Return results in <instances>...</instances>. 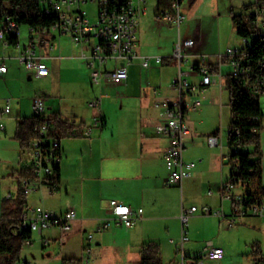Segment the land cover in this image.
<instances>
[{
  "label": "crops",
  "instance_id": "crops-1",
  "mask_svg": "<svg viewBox=\"0 0 264 264\" xmlns=\"http://www.w3.org/2000/svg\"><path fill=\"white\" fill-rule=\"evenodd\" d=\"M157 1L158 0H156L154 11L150 13L151 9L148 5V0H146L147 9L145 13L138 18L137 38L138 34L143 33L145 29H147V31L145 35H143V52L141 49L138 50V46L136 45L137 52L140 55L154 54L164 57V61L161 65L162 68H168L171 71L169 87L172 89L170 85L171 81L177 75V65L175 60L171 57L174 43L178 35L182 38L195 39L196 44L189 52V57L194 58V60L190 63H188V60L186 64L183 65V69H189L191 64L198 62L199 55H205L207 62L216 66V71L219 75L216 84L209 86L202 93L194 92L187 94L185 96V101L194 102L196 99L200 100L201 105L195 109V111L200 110L201 116L214 107L221 108L223 105V91L226 90V77L229 75V66L223 64L220 66V69H218L216 63L218 62L219 54H224L225 51L223 52V50L220 49L219 44L216 46L204 38L203 30L201 29L203 17H201V13H198V9L193 10L189 15L191 20H196L197 22V27H195L191 36L187 35L183 37L180 27L178 30L173 25H165L160 22L163 27L174 29L175 32L169 34L170 31L167 30L164 43L159 42L156 45L145 43L144 41L149 38L148 30H150V28L147 27L149 26L148 23L156 22L155 13L158 6ZM201 1L202 0H199L200 3ZM217 1L218 0H216V2ZM219 16L220 14L215 11L212 14V17L216 19H219ZM52 43H54V49L47 52V65L48 62L60 58L65 60L75 59L79 62L81 69L87 72L86 75H89V68L79 58V47L72 44L68 35H59L58 40L52 37ZM68 47L72 48V51H70ZM7 49H11L9 50L11 51L9 54L4 53ZM149 51H151V54H145ZM18 52L19 49L17 47H11L9 45L1 47L0 65L3 63L5 64V60L8 59L17 62L16 55ZM130 66H138L140 70L145 73L140 67L139 60L134 59L128 66V78L126 81L129 80ZM155 66L156 65H153L152 67ZM147 71V75L150 74ZM132 72L131 74L134 75L135 72ZM12 74L13 71L9 72L8 68L6 72H0V84L8 85L14 78ZM49 76L50 68L48 76L41 78L45 80L48 79ZM27 77L28 79H37L29 72ZM188 79L194 84L199 83V77L194 73H190ZM126 81L120 85H106L116 87L124 86L127 89L128 84ZM154 89L157 90L156 93H154ZM11 92L15 95L12 99L7 97L10 100V105L13 100L11 113L8 115L9 118L6 119L5 125L3 124L4 128L0 129V213L1 201L6 198L13 199L16 196L19 186L17 175L20 167L23 164H29V160H26L22 156L23 152L19 148L17 140L14 138V132L18 119L31 116L32 99L35 96H41L44 98L45 102L48 103L49 108H52L51 105L53 104L56 105L57 108L53 107L55 113L61 115L63 119L73 122L75 126L80 122H84L82 129L78 130V133H80L79 135L67 136L59 139L61 159L59 162L57 192L49 193L47 190L44 189L42 191L41 189L40 191H42L43 194H41L39 198L42 199L44 204H35L43 206L46 204L44 207L56 214H63L68 210H74L76 213V219L73 222L71 231L63 233L58 227L53 226L43 230L41 235L37 234L36 241L41 244L40 246H48L50 243L49 241L52 239L60 240V247L57 252H47V264H61L62 260L65 258L77 259L80 261V264H82L81 261L84 256L83 248L86 245H90L92 250L91 243L100 245L99 240L95 238V236V240L88 241L86 239L87 235L84 233L87 232L88 234L91 230L96 231L100 221L104 217L109 216L108 203L111 199L123 201L133 208H142L141 217L132 227L128 228V232L132 234V243L139 247V249L142 244L148 241L155 242L154 239H156L157 236H153V234L158 230V225L160 223L164 221L168 222L169 220H179L180 209L184 207L182 198L180 204L173 201L171 205L167 200L170 197V193H172V196H175V192H177L176 189H174L177 186L165 184L167 171L164 165L163 155L168 147V139L165 136L157 135L154 131L155 126L163 122V118L159 115V110L155 107V103L161 100L175 99L177 93L174 90L173 94H169L160 92L158 88L152 87L150 92L152 104L142 105L140 103L137 105L139 112L136 124L130 117H125L124 115L117 116V113L120 112L116 111L114 112V115L117 116L116 119L106 121L101 118L103 124L99 126L100 128L97 127L100 131L91 136L94 132L92 131L88 138L82 135L88 123L84 121L78 111L66 110L60 106L58 107V100H50L48 96L41 93L29 94L28 97H26L18 92ZM4 95L5 94L0 93V111L4 107L5 100L7 99ZM131 99L132 98H129V100ZM25 102H28L29 107L26 106ZM120 107L121 109L124 107H127V109L130 108L123 104H121ZM28 111L30 112L29 114ZM190 111L193 112V110H189L185 115V121L189 127V134L184 139L185 149L183 151V159L193 162L194 166L191 169L192 176L183 180L182 186L178 188L181 193L184 187L187 197L200 195V197L206 198L205 201L209 206L213 207H210L212 210H222L228 218L231 215L232 203L228 199L223 198L221 193V187L228 181L231 173L223 158L226 152H220L207 143V137L218 129L214 128V126L207 127V125L204 124V120L192 118L189 114ZM12 116L15 118L10 122V117ZM4 118H6V116L3 117L1 121ZM217 135H219V130ZM209 190L211 194L207 193ZM235 191H237V189L233 192ZM204 193L207 195L206 197H204ZM238 193L237 191L234 195ZM181 194L180 196L183 197L184 194ZM9 195L10 197H8ZM28 197L29 194L27 195V202L29 205ZM192 205L193 204L190 206ZM262 207H264V205H262ZM119 227L124 226L113 222L109 229L103 231V234L114 235L118 232ZM171 239L176 241L174 238ZM43 240H46L47 244L43 245ZM34 242L33 240V244ZM155 243L159 244L161 256L163 244L162 242ZM257 255L259 254L253 256ZM26 261L31 264L28 260Z\"/></svg>",
  "mask_w": 264,
  "mask_h": 264
},
{
  "label": "built area",
  "instance_id": "built-area-1",
  "mask_svg": "<svg viewBox=\"0 0 264 264\" xmlns=\"http://www.w3.org/2000/svg\"><path fill=\"white\" fill-rule=\"evenodd\" d=\"M96 3V16L93 18L84 8L87 2ZM186 0H171L166 8L156 10V19L165 24L173 25L178 30L185 19L182 13V5ZM255 24L258 32L264 36V0L254 1ZM146 0H47L44 9L45 14L54 13L57 21L50 28L30 29L31 36L26 44H17L19 49L16 55L18 63L36 78L46 77L49 74V67L46 63L47 52L54 49L52 37L54 32L58 35H68L72 44L79 47V58L89 68V77L93 84H123L128 78V66L134 59H138L142 70L147 71L153 65L162 64L164 57L159 55H140L136 50L138 18L146 11ZM18 35V24L5 17L0 23V48L8 46L6 35L8 33ZM244 46L249 45L247 39H242ZM193 38H182L178 35L173 46L171 57L177 65V75L171 81V88L177 93L173 100H161L155 103L159 110V115L163 122L157 124L154 131L157 135H162L168 139L163 160L167 171L166 185L182 186L183 180L192 176L191 169L193 162L183 159L184 139L189 134V127L185 121V115L189 110H195L201 105V101H185V96L194 92H204L209 86L216 84L219 73L211 70L207 64L206 56L199 55L198 62L191 64L189 69L184 70L183 65L189 59L190 50L195 46ZM243 48H227L224 54H219L218 69L223 64L229 66V75L240 83H243L253 94H264V57L257 65V72L252 77L251 72H246L245 60L242 56ZM7 67L3 63L0 65V72H6ZM190 73L199 77V83L194 84L189 81ZM250 77L251 80H250ZM249 79V80H248ZM157 90L154 89V93ZM102 98L94 97L89 102V106L97 109L101 105ZM32 115L38 119L35 128L36 136L31 142L29 164L34 170L33 180L24 179L22 190L24 194H30L37 190L45 189L49 193L57 192V186L46 182L47 177L54 175L55 166L59 165L60 140L51 136L50 132L54 126L52 114L47 112V105L41 96L32 99ZM11 113L10 100H5V105L0 111V129L4 128L1 119ZM102 125V119L94 117L90 125L85 126L83 135L89 137L94 128ZM219 135L211 134L207 137V143L213 147L221 148ZM228 150V149H227ZM226 165L233 174L221 187L223 198L232 203L231 215H227L222 210H212L207 205L200 208L192 205L188 208L181 207L179 214L180 234L178 243H175V252L178 256V264H206L208 260H222L225 251L220 246H215L211 241H207L203 250L195 256L184 254V243L188 238V222L192 214L201 212L202 214L216 215L227 219L230 226H233L238 216L248 214L264 217V207L259 203L247 204L246 196L241 190L239 182H235V175L239 171V160L231 157L228 152L223 155ZM240 191L234 195V190ZM211 194V191H207ZM10 197V195L8 196ZM109 216L104 217L98 224L96 231L103 232L110 228L114 222L125 228L132 227L141 217L142 208H133L129 204L111 199L108 203ZM229 216V215H228ZM76 219L74 210H68L63 214L45 208L43 205H28L23 212L20 227L36 232L38 235L42 231L56 226L63 233L72 229ZM88 241L94 240L93 232L87 234ZM47 244L46 240L42 241ZM23 245L32 246L33 240L27 238ZM91 247L86 245L83 248L82 264H88L91 256ZM16 264H29L26 260L20 259ZM251 264H264V255L252 257Z\"/></svg>",
  "mask_w": 264,
  "mask_h": 264
},
{
  "label": "rangeland",
  "instance_id": "rangeland-1",
  "mask_svg": "<svg viewBox=\"0 0 264 264\" xmlns=\"http://www.w3.org/2000/svg\"><path fill=\"white\" fill-rule=\"evenodd\" d=\"M254 1L255 0H218L216 2V0H202L200 3L199 0H196L195 2L190 3L187 0L182 5V13L185 15V20L180 26L182 36H191L193 34L195 27H197V22L196 20H191L189 15L193 10L198 9V13H201L200 15L203 17L201 29L203 30L204 38L206 40L216 46L219 44L220 49L223 50V52L227 47L242 48L244 43L237 35L229 12L232 10L233 14H253L255 9L250 5ZM148 5L151 9L150 13H152L156 6V0H148ZM245 6L248 7L244 9ZM84 8L87 9L90 16L95 18L96 3L89 1L85 4ZM214 11L220 14L219 19L212 17ZM155 21L156 22L148 23L149 26L147 27L150 28V30H148L149 38L144 41L145 43L154 45L159 42L164 43V37L167 35V30L170 31L169 34L175 32L174 29L163 27L157 19ZM146 31L147 29H145L143 33L138 34L137 38L138 50L141 49L142 52L143 35H145ZM54 36L58 40L59 35L57 32H54ZM28 40V27L26 25H21L19 28V42L22 45L26 44ZM68 49L72 51V48L68 47ZM9 50L11 49H7V51L5 50L4 53L9 54L11 52ZM145 54H151V51L146 52ZM188 60V63H190L194 58L189 57ZM5 64L9 69V72L13 71L12 75H14V78L8 85L0 84V93L5 94V98H14L13 96L15 95L11 91H14L15 93L18 92L26 97H28L29 94L41 93L48 96L50 100H58V107L60 106L66 110L78 111L84 121L88 123L87 125L92 123L94 117L110 121V119H116L118 115L130 117V119L136 124L139 112L137 105L140 103L142 105L152 104V99L150 97L152 87L158 88L160 92L173 94V90L169 87L171 71L168 68H162L161 64L151 67L147 71L150 73L148 74L149 76L146 71L143 73L138 66H130L129 80L126 81L128 84L127 89L124 86L116 87L106 84H93L89 75H86L87 72L81 69L79 62L75 59L65 60L60 58L48 62L50 76L45 80L42 78L28 79L27 70L18 64V61L14 62V60L11 61L8 59L5 60ZM132 71L135 72L134 75L131 74ZM99 96L102 98L101 106L97 109L90 107L89 102L91 99ZM256 96L260 110L262 114H264V94H258ZM129 98L132 99L129 100ZM227 101L228 93L224 90L222 96L223 105L221 108L214 107L209 112L203 114V116H201L202 114L200 110H193V112L190 111L189 113L192 118L204 120V124L207 125V127L214 126V128L219 130L218 137L222 146L221 148L216 146L214 149L223 153L226 152L225 154L228 152L225 138L228 124L230 122V110ZM12 103L13 100L11 101V105ZM25 104L29 107L28 102H25ZM46 104L47 112L50 114L55 113L53 107L57 108V106L53 104L51 105L52 108H49L47 102ZM121 104L129 106L130 108L127 109V107H124L121 109ZM116 111L120 112L117 113V116L114 115V112ZM29 113L30 112L28 111V114ZM8 118L9 116L4 118L1 122L5 125L6 119ZM14 118L15 117L13 116L10 117V122L13 121ZM99 128H94V132L91 136L100 131ZM83 136L86 137L85 135ZM260 148L262 152V167H264V128L260 131ZM22 156L26 160L29 158V155L26 152H23ZM174 189L177 191L175 192L176 195L172 196V193H170V197L167 199L171 205L173 201L180 204L182 198L184 207H189L191 204L197 208H200L203 205L209 206L205 201L206 198H202L200 195L187 197L185 195L186 191L184 187L183 192H181L184 194L183 197L180 196L181 193L178 187H175ZM43 190L44 189H42V191ZM42 191L37 190L36 192L29 194V205L36 206L35 204H44L42 199L39 198L41 194H43ZM235 192H232V194H235ZM206 196L207 195L204 197ZM262 205H264V198H262ZM158 226V230L153 236H157L156 239H154L155 242H162L163 244H161V258L163 264H178V256L175 252L176 244L170 242V239L174 238L176 240L175 242L178 243V237L180 234L179 220L164 221ZM119 228L118 232L114 235H104V232L90 231L93 232L95 238L99 240L100 245L91 243L92 252L89 264H139V247L132 243V234L128 232V228ZM187 230L189 240L184 243L185 255L195 256L196 254H199L203 250L207 241H211L215 246H221L224 249L225 256L222 260H208L206 264H251L253 255H264V217L252 214L238 216L236 218V223L233 226H230L227 219H223L216 215L196 212L190 216ZM84 234L87 235V232ZM31 239L35 241L33 246L29 247L23 245L19 254L20 259L28 260L31 264H47V252H57L59 250V239L50 240L48 246H40L41 244L36 241V232H32Z\"/></svg>",
  "mask_w": 264,
  "mask_h": 264
},
{
  "label": "trees",
  "instance_id": "trees-1",
  "mask_svg": "<svg viewBox=\"0 0 264 264\" xmlns=\"http://www.w3.org/2000/svg\"><path fill=\"white\" fill-rule=\"evenodd\" d=\"M170 1L158 0L157 9L166 8ZM195 1L188 0L190 3ZM254 5L253 2L250 6L254 7ZM46 6L47 0H0V23L5 17H8L14 20L19 28L21 25H26L28 31L30 29H48L57 21V15L54 13L45 14ZM247 7L245 6L244 9ZM230 16L237 35L249 42V45L242 47V56L253 77L257 72L259 60L264 57V36L256 28L254 12L253 14H233L230 10ZM30 36L31 32L29 31ZM6 38L11 47H16L19 43L18 35L12 32L8 33ZM207 66L216 71L215 65L209 63ZM226 90L230 122L225 144L228 154L231 157H237L239 160V171L234 174L235 182H239L241 190L246 196L247 204L259 203L262 205L264 167H262L260 131L264 128V114L260 110L256 94L250 92L243 83L230 75L226 77ZM52 117L54 126L50 134L58 139L79 135L78 130L82 129L84 125V122H80L75 126L73 122L63 119L61 115L56 113H52ZM38 122V119L32 114L16 121L14 138L22 152L29 153L31 142L36 136L35 128ZM212 134L217 135L218 130ZM232 174L233 171H231L229 178ZM35 177L32 166L28 163L23 164L17 175L19 186L16 196L13 199L6 198L1 201L0 264H16L20 260L19 254L23 247V241L31 238L32 232L20 227L23 212L28 206L27 194L23 193L20 185L24 179L33 180ZM46 179V182L57 186L59 165L55 166L54 175ZM139 253V264H163L159 244L155 242L148 241L142 244ZM61 264H80V261L74 258H65Z\"/></svg>",
  "mask_w": 264,
  "mask_h": 264
},
{
  "label": "bare ground",
  "instance_id": "bare-ground-1",
  "mask_svg": "<svg viewBox=\"0 0 264 264\" xmlns=\"http://www.w3.org/2000/svg\"><path fill=\"white\" fill-rule=\"evenodd\" d=\"M245 66H246V72H250L249 67L246 64H245Z\"/></svg>",
  "mask_w": 264,
  "mask_h": 264
}]
</instances>
